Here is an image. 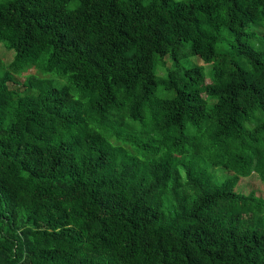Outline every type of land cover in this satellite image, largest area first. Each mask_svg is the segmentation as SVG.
I'll return each instance as SVG.
<instances>
[{"label": "trees", "instance_id": "trees-1", "mask_svg": "<svg viewBox=\"0 0 264 264\" xmlns=\"http://www.w3.org/2000/svg\"><path fill=\"white\" fill-rule=\"evenodd\" d=\"M259 26L264 0H0V264H264Z\"/></svg>", "mask_w": 264, "mask_h": 264}, {"label": "rangeland", "instance_id": "rangeland-1", "mask_svg": "<svg viewBox=\"0 0 264 264\" xmlns=\"http://www.w3.org/2000/svg\"><path fill=\"white\" fill-rule=\"evenodd\" d=\"M175 1H179V0H175ZM256 31V33L260 35H264V27L263 26H259V27H255V29H251V31ZM15 56V52L13 50H10L7 46V44L5 43H1L0 44V58L6 63V64H10ZM192 61L200 66L204 67V70L207 74H210L212 67H210L211 65L205 64L204 61H202L200 58L198 57H194L192 58ZM170 67L167 66H159L158 70H157V74L160 76H165L167 74V69ZM41 70L39 68H35L32 71L27 72L25 75H23L20 79L21 81H24L26 77L34 75V76H42L41 74ZM45 78H49V79H55V85L57 87H62L63 85L66 84V80H60L57 79L56 76L54 75H45ZM210 174H212L215 178V180L217 182H223L224 180H226L227 178L233 176V173L222 168V167H210L209 170ZM238 189L240 191L244 190L247 193H252L255 192L256 195L258 197H263L264 198V182H262L259 178V176L257 174H253L251 177L249 178H242Z\"/></svg>", "mask_w": 264, "mask_h": 264}]
</instances>
